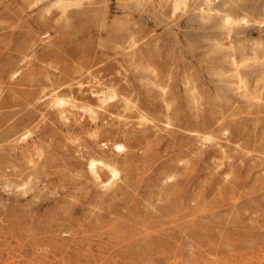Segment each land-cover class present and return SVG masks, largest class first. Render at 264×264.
Wrapping results in <instances>:
<instances>
[{
  "label": "rangeland",
  "instance_id": "1",
  "mask_svg": "<svg viewBox=\"0 0 264 264\" xmlns=\"http://www.w3.org/2000/svg\"><path fill=\"white\" fill-rule=\"evenodd\" d=\"M181 1L0 0V264H264V0Z\"/></svg>",
  "mask_w": 264,
  "mask_h": 264
},
{
  "label": "bare ground",
  "instance_id": "2",
  "mask_svg": "<svg viewBox=\"0 0 264 264\" xmlns=\"http://www.w3.org/2000/svg\"><path fill=\"white\" fill-rule=\"evenodd\" d=\"M63 0H56V3L58 2V3H61ZM206 1V3H207V10L208 11H212V7H210V5L209 4H211L210 2H211V0H205ZM66 2H67V0H66ZM180 2V1H179ZM181 2H183V0L181 1ZM34 3V2H33ZM69 3V2H68ZM31 4V3H30ZM51 4H53V3H51ZM175 4V3H174ZM65 5V4H64ZM61 6H63V4L62 5H60V7ZM66 7V6H65ZM175 7V6H174ZM63 8V7H62ZM67 8V7H66ZM66 8L64 9L65 11H67L66 10ZM203 10H205V9H203ZM216 10V9H215ZM65 11H64V13H65ZM210 11V12H211ZM67 12H69V11H67ZM204 12V11H203ZM61 13V12H60ZM88 13V12H87ZM86 13V14H87ZM91 13V12H90ZM62 15V14H61ZM64 15V14H63ZM65 15H67V14H65ZM88 15V14H87ZM60 16V15H59ZM68 16V15H67ZM60 17H62V16H60ZM63 17H65V16H63ZM105 18H107L106 16H104ZM55 18V17H54ZM65 20V19H64ZM56 22V21H55ZM245 23V22H247V18H245L244 16H242V17H240V18H235V17H232V16H230V15H228V14H225L224 16H222V18H221V23H220V25H221V27H225V28H230L229 26H232L234 23ZM117 27V26H116ZM99 29V28H98ZM116 30V29H115ZM130 30V29H129ZM129 33V32H128ZM110 34V33H109ZM121 34V38H119V43L121 44V47L124 49V48H126V45H127V38H128V34H126V32L125 31H123V32H121L120 33ZM130 34V33H129ZM72 35V34H71ZM111 35V34H110ZM132 36V35H131ZM114 44V43H113ZM135 44V43H134ZM115 46V45H114ZM21 47V46H20ZM30 48V47H29ZM28 50V49H27ZM34 52V51H33ZM26 54V53H25ZM117 54V53H116ZM24 55V54H23ZM30 56H33L32 54H29ZM26 56V55H25ZM27 57V56H26ZM231 57V56H230ZM128 58V57H127ZM23 59V58H22ZM111 60V59H110ZM233 60H234V58H233ZM234 63V62H233ZM5 67V66H4ZM18 68V67H17ZM2 69V68H1ZM11 69H13V68H11ZM78 69V68H77ZM9 71V70H8ZM12 71V70H11ZM98 71V70H97ZM97 71H94V73L95 72H97ZM101 71V70H100ZM19 71H17V69L16 70H14L13 72H11V78H13V77H15V78H21V76L22 75H19L20 73H18ZM36 72V71H35ZM22 73V72H21ZM29 76L30 75H32V74H34V70L33 69H29L27 72H26ZM10 74V73H9ZM24 74V73H23ZM27 75V76H28ZM95 75V74H94ZM97 76H99V75H97ZM93 77H95V76H93ZM100 77V76H99ZM29 78V77H28ZM96 78H98V77H96ZM101 78V77H100ZM102 79V78H101ZM111 79V78H110ZM124 80H125V78H124ZM97 81V80H96ZM99 81V80H98ZM82 82V81H81ZM81 82H77V90H78V92H82L83 91V87H82V83ZM103 82V81H102ZM113 82V81H112ZM127 82V81H126ZM94 83V82H93ZM114 83H116V82H114ZM128 83V82H127ZM126 83V84H127ZM53 84H55V86L50 90L51 92L52 91H54V92H56L55 90L56 89H61V86H62V83L60 84V83H55V82H52V85ZM64 84V83H63ZM159 84V83H158ZM116 86V84L114 85V87ZM88 87H89V85H88ZM93 87V86H92ZM91 86L89 87L90 89L92 88ZM121 87V86H120ZM115 89V88H114ZM73 90L74 89H70V91L71 92H73ZM91 94H92V96H96L97 97V100H99L100 102H101V104L103 103H107V102H109L110 100H112L115 96H116V93L114 92V90L112 89V88H110V90H109V88L108 89H103V90H93V89H91ZM49 94H50V92H49ZM48 94V95H49ZM72 94V93H71ZM120 94V93H119ZM118 94V95H119ZM126 94V93H125ZM44 95H47L46 93L44 94ZM53 96V95H52ZM64 95H62V96H59V95H57L56 93H55V95H54V98L52 97V99H50V101L47 99V105H54V107H56V111H57V113H58V115L61 117V118H63V119H66V115H65V106L66 105H76L75 104V99H78V98H74V97H71V96H68V98L67 97H63ZM65 96H67V95H65ZM126 96V95H125ZM125 96L124 97H122L123 99H126V101L128 100L127 98H125ZM121 97V96H120ZM128 97V96H127ZM44 98V97H43ZM42 98V99H43ZM130 98V97H129ZM39 99H41V98H39ZM38 99V100H39ZM41 99V100H42ZM44 100V99H43ZM125 101V102H126ZM97 102V101H96ZM116 103V102H115ZM128 103V102H127ZM126 103V104H127ZM83 105V104H82ZM166 105H168V104H166ZM91 106V105H90ZM133 106V105H132ZM132 106H130V107H132ZM169 106V105H168ZM136 107V106H135ZM168 108V107H167ZM166 108V109H167ZM83 109V108H82ZM86 109V108H85ZM137 110V109H136ZM168 110V109H167ZM87 111H88V113L90 114V118H92V119H94L95 117H96V111L95 110H93V108L91 109V108H87ZM81 115V114H80ZM140 115V114H139ZM138 115V116H139ZM142 116V115H141ZM27 117V116H26ZM136 117V116H135ZM184 117V116H183ZM97 118V117H96ZM137 118H139V117H137ZM222 118V117H221ZM35 121V120H34ZM129 122H131V121H129ZM128 122V123H129ZM169 123V122H168ZM31 124H32V122H31ZM126 124H127V122H126ZM155 127V126H154ZM94 128H96V127H94ZM26 131V130H25ZM121 131V130H120ZM155 131H157V130H155ZM32 132V131H31ZM122 132V131H121ZM15 133H18L17 131L15 132ZM14 133V134H15ZM96 133V132H95ZM125 133V132H124ZM146 133V132H145ZM145 133H140V136L138 135L137 137H135V139L137 140L138 138L139 139H142V138H144V136H145ZM26 135H28V132H22V134H20V135H18L17 137H16V143H18L19 142V140H21V139H23V138H25L26 137ZM128 135V134H127ZM153 136V135H152ZM10 138H11V136H10ZM28 138V137H27ZM129 139V138H128ZM7 140H8V138H7ZM131 140V139H130ZM34 141V140H33ZM35 144H36V142H35ZM193 144V143H192ZM101 145H106V143L104 142V143H102ZM133 146V145H132ZM136 146V145H135ZM111 150H113L114 152H122L123 150H125L124 149V146H123V143L121 144V142L120 143H113L112 145H111ZM196 150H198V149H196ZM104 151V150H103ZM117 154V153H116ZM125 154H126V152H125ZM128 154V153H127ZM126 154V155H127ZM11 155V154H10ZM100 156V155H99ZM101 157V156H100ZM133 157V156H132ZM135 157V156H134ZM15 158V157H14ZM106 158V157H105ZM116 158V157H115ZM125 158V157H124ZM128 158V157H127ZM130 158V157H129ZM128 158V159H129ZM108 161H112V160H108ZM130 161V160H129ZM32 162V161H31ZM34 162V161H33ZM8 163V162H7ZM118 163V162H117ZM128 163V162H127ZM87 168H88V171L90 172V174H92L93 175V177L96 179V180H98L100 183H102L104 186L105 185H109V184H111V185H113L112 184V182L115 180V178H117L118 177V174H119V170L116 168V166H114V165H112V164H110L109 162H107V161H105V160H103L102 158L100 159H95V158H90L88 161H87ZM35 165V164H34ZM126 165V164H125ZM27 167H29V166H27ZM102 167H104V168H106V170H107V172L109 173V176H108V178H107V180L106 181H103V180H101V176H100V173H99V171H98V169L99 168H102ZM35 168V167H34ZM34 168H32V169H34ZM129 168V167H128ZM127 170V169H126ZM30 173H31V171H29ZM28 173V172H27ZM87 174H89V173H87ZM30 175V174H29ZM169 177V176H168ZM165 179V178H164ZM13 181V180H12ZM26 182V181H25ZM29 182V181H28ZM93 182H94V180H93ZM97 182V181H96ZM96 184V183H95ZM22 185V184H21ZM100 186V185H99ZM106 187V186H105ZM110 187V186H109ZM118 187V186H117ZM120 187V186H119ZM86 188V187H85ZM25 190V189H24ZM121 190V189H120ZM26 192V191H25ZM105 192V191H104ZM153 192V191H152ZM98 194V193H97ZM147 195H149L150 193H149V191H147V193H146ZM100 195V194H99ZM102 195V194H101ZM118 198V197H117ZM146 198V197H145ZM147 200V199H146ZM145 205V204H144ZM157 211V210H156ZM112 213V212H111ZM18 220V219H17ZM15 221H16V219H15ZM98 221V220H97ZM11 222V221H10ZM96 222V221H95ZM94 222V223H95ZM9 223V221L7 222V224ZM16 223V224H15ZM18 223H20L21 224V222L19 221V222H12V225L14 226L15 225V229H18V227H17V225H18ZM19 224V225H20ZM95 224H97V223H95ZM11 225V226H12ZM18 225V226H19ZM10 227V226H9ZM13 228V227H12ZM93 228V227H92ZM68 229V228H67ZM66 229V230H67ZM69 229H71V228H69ZM89 229H91V227H89ZM92 230V229H91ZM89 232V231H88ZM128 232V231H127ZM130 232V231H129ZM123 235V234H122ZM161 240V239H160ZM164 242V241H163ZM162 241H158V239L154 242V244L155 243H158V244H160L161 245V243H163ZM158 244L156 245V246H158ZM165 244V243H164ZM159 245V246H160Z\"/></svg>",
  "mask_w": 264,
  "mask_h": 264
}]
</instances>
